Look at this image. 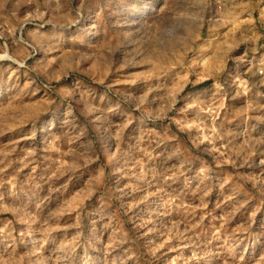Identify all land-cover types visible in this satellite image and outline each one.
<instances>
[{
	"label": "rangeland",
	"instance_id": "obj_1",
	"mask_svg": "<svg viewBox=\"0 0 264 264\" xmlns=\"http://www.w3.org/2000/svg\"><path fill=\"white\" fill-rule=\"evenodd\" d=\"M218 1L0 0V264H264V0Z\"/></svg>",
	"mask_w": 264,
	"mask_h": 264
},
{
	"label": "built area",
	"instance_id": "obj_2",
	"mask_svg": "<svg viewBox=\"0 0 264 264\" xmlns=\"http://www.w3.org/2000/svg\"><path fill=\"white\" fill-rule=\"evenodd\" d=\"M217 2V3H216ZM215 4H220V2L218 0H216ZM225 15V7L224 5H219L215 10H214V13H213V18L214 19H218L220 17H224ZM259 57L261 58V55H259ZM246 58V59H245ZM249 57L248 56H244V61H243V65L244 66H247L249 65V63L251 64V61H249L248 59ZM260 63L257 62V66H255L254 68V76L256 78H260L261 80H264V57H262L260 60H259ZM238 64L237 63H234L233 64V67H231V70H234V71H237L238 69L236 68ZM251 67V65H250ZM247 69V67H246Z\"/></svg>",
	"mask_w": 264,
	"mask_h": 264
},
{
	"label": "bare ground",
	"instance_id": "obj_3",
	"mask_svg": "<svg viewBox=\"0 0 264 264\" xmlns=\"http://www.w3.org/2000/svg\"><path fill=\"white\" fill-rule=\"evenodd\" d=\"M12 101H13V100H12ZM16 102H17V101H16ZM1 116H2V115H1ZM76 146H77V145H76ZM76 146H75V147H76ZM73 151H74V150H73ZM75 151H76V150H75ZM73 153H74V152H73ZM75 153H76V152H75ZM82 156H83V155H82ZM172 177H173V176H172ZM170 179H171V178H170ZM168 184H169V183H168ZM164 186H165V185H164ZM167 186H168V185H167ZM199 194H201V193H199ZM199 194H198V195H199ZM188 197H189V195H188ZM192 198H193V197H192ZM197 200H198V199H197ZM203 200H204V199H203ZM205 200H206V199H205ZM193 201H194V200H193ZM201 201H202V200H201ZM195 203H196V202H195ZM186 224H187V223H186ZM147 228H148V227H147ZM161 234H162V233H161ZM4 235H6V234H4ZM222 258H223V257H222Z\"/></svg>",
	"mask_w": 264,
	"mask_h": 264
}]
</instances>
